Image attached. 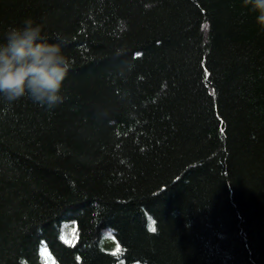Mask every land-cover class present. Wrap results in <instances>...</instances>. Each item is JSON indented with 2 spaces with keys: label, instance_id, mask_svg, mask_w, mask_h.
<instances>
[{
  "label": "trees",
  "instance_id": "trees-1",
  "mask_svg": "<svg viewBox=\"0 0 264 264\" xmlns=\"http://www.w3.org/2000/svg\"><path fill=\"white\" fill-rule=\"evenodd\" d=\"M259 14L0 0V40L32 18L72 63L58 107L0 100V264H264Z\"/></svg>",
  "mask_w": 264,
  "mask_h": 264
},
{
  "label": "clouds",
  "instance_id": "clouds-1",
  "mask_svg": "<svg viewBox=\"0 0 264 264\" xmlns=\"http://www.w3.org/2000/svg\"><path fill=\"white\" fill-rule=\"evenodd\" d=\"M264 25V0H246ZM72 70L62 43L48 42L43 25L25 18L10 26L0 40V100L12 104L22 98L53 109L63 104L64 82Z\"/></svg>",
  "mask_w": 264,
  "mask_h": 264
},
{
  "label": "rangeland",
  "instance_id": "rangeland-1",
  "mask_svg": "<svg viewBox=\"0 0 264 264\" xmlns=\"http://www.w3.org/2000/svg\"><path fill=\"white\" fill-rule=\"evenodd\" d=\"M71 227H72V224H69L65 228V232H64V239L65 240H68L70 238V236H71V231H70ZM108 238H107V241H106V245H112L113 241H110Z\"/></svg>",
  "mask_w": 264,
  "mask_h": 264
},
{
  "label": "snow or ice",
  "instance_id": "snow-or-ice-1",
  "mask_svg": "<svg viewBox=\"0 0 264 264\" xmlns=\"http://www.w3.org/2000/svg\"><path fill=\"white\" fill-rule=\"evenodd\" d=\"M150 230L153 231V232H155L156 231V228L153 226Z\"/></svg>",
  "mask_w": 264,
  "mask_h": 264
}]
</instances>
